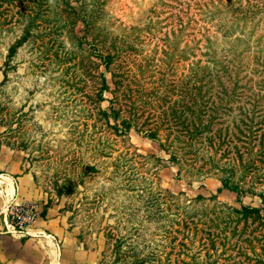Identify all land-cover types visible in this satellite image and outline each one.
<instances>
[{
	"label": "rangeland",
	"instance_id": "obj_1",
	"mask_svg": "<svg viewBox=\"0 0 264 264\" xmlns=\"http://www.w3.org/2000/svg\"><path fill=\"white\" fill-rule=\"evenodd\" d=\"M0 122L96 264H264V0H0Z\"/></svg>",
	"mask_w": 264,
	"mask_h": 264
},
{
	"label": "crops",
	"instance_id": "obj_2",
	"mask_svg": "<svg viewBox=\"0 0 264 264\" xmlns=\"http://www.w3.org/2000/svg\"><path fill=\"white\" fill-rule=\"evenodd\" d=\"M5 126L0 122V214L9 202H34L42 211L40 217L20 235L0 236V262L3 264H96L93 248L79 245L73 229L64 220L43 214L37 199L34 175L25 168L19 151L8 145ZM37 202V203H36ZM52 237L54 240H52ZM62 244L64 257L58 259L55 239Z\"/></svg>",
	"mask_w": 264,
	"mask_h": 264
},
{
	"label": "built area",
	"instance_id": "obj_3",
	"mask_svg": "<svg viewBox=\"0 0 264 264\" xmlns=\"http://www.w3.org/2000/svg\"><path fill=\"white\" fill-rule=\"evenodd\" d=\"M0 214V233L25 234L39 217L40 212L37 205L33 202H14L11 201Z\"/></svg>",
	"mask_w": 264,
	"mask_h": 264
},
{
	"label": "trees",
	"instance_id": "obj_4",
	"mask_svg": "<svg viewBox=\"0 0 264 264\" xmlns=\"http://www.w3.org/2000/svg\"><path fill=\"white\" fill-rule=\"evenodd\" d=\"M103 57V56H102ZM104 60V63L107 65L109 63V60H107L106 58H102ZM103 81H104V85L105 87H107L106 84V78L103 76ZM228 95V93H227ZM101 97H102V93H101ZM126 129L127 128H131V126L129 124H126ZM149 135H152L151 137L155 138L156 136H154L155 134L150 133ZM171 159L176 163V161L178 160L177 156L175 154L171 155ZM232 177H230L229 179H223L222 181V186L218 187V192H222L224 189H229L232 191H235L237 193V200L238 202L241 204V208L236 209L237 212L242 213L243 215H247V214H251L253 212H257L258 214H261V212L264 211V201H263V206L260 207H254L248 204H245L242 200L243 196L245 195V190H243L241 187H239V185L234 184L232 182ZM199 199H204L205 197L200 194L197 196ZM216 197V196H213ZM264 200V199H263Z\"/></svg>",
	"mask_w": 264,
	"mask_h": 264
},
{
	"label": "bare ground",
	"instance_id": "obj_5",
	"mask_svg": "<svg viewBox=\"0 0 264 264\" xmlns=\"http://www.w3.org/2000/svg\"><path fill=\"white\" fill-rule=\"evenodd\" d=\"M5 211H6V209H5ZM21 233H15V235H20ZM52 240H54V238L52 237Z\"/></svg>",
	"mask_w": 264,
	"mask_h": 264
},
{
	"label": "water",
	"instance_id": "obj_6",
	"mask_svg": "<svg viewBox=\"0 0 264 264\" xmlns=\"http://www.w3.org/2000/svg\"><path fill=\"white\" fill-rule=\"evenodd\" d=\"M70 188H68V190H69Z\"/></svg>",
	"mask_w": 264,
	"mask_h": 264
}]
</instances>
